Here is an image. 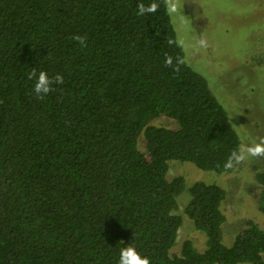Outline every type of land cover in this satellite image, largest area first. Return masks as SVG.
<instances>
[{
	"label": "trees",
	"instance_id": "16d2710c",
	"mask_svg": "<svg viewBox=\"0 0 264 264\" xmlns=\"http://www.w3.org/2000/svg\"><path fill=\"white\" fill-rule=\"evenodd\" d=\"M33 70L63 83L39 99ZM240 145L165 0H0V264H118L129 245L151 264H264V228L249 221L225 245L226 192L202 181L183 212L206 248L186 239L171 254L186 180L167 179L169 162L228 173ZM256 180L264 214V171Z\"/></svg>",
	"mask_w": 264,
	"mask_h": 264
},
{
	"label": "rangeland",
	"instance_id": "374dc122",
	"mask_svg": "<svg viewBox=\"0 0 264 264\" xmlns=\"http://www.w3.org/2000/svg\"><path fill=\"white\" fill-rule=\"evenodd\" d=\"M177 12L170 15L177 38L192 68L203 75L212 93L228 113L241 145L264 138V0H175ZM207 41L200 47L199 40ZM153 124L176 127L160 117ZM140 148L144 151L141 140ZM264 171V158H251L228 173L204 171L189 162H169L168 180L182 175L186 189L178 197L175 214L183 224L171 254H180L186 239L203 251L205 233L198 231L184 215L190 200L189 188L196 182L217 184L226 192L223 211V243L233 244L235 236L249 221L264 228L259 210L260 184L256 175Z\"/></svg>",
	"mask_w": 264,
	"mask_h": 264
},
{
	"label": "clouds",
	"instance_id": "9594fccd",
	"mask_svg": "<svg viewBox=\"0 0 264 264\" xmlns=\"http://www.w3.org/2000/svg\"><path fill=\"white\" fill-rule=\"evenodd\" d=\"M158 7V4L155 2H151L147 5L144 3H139L137 4V15L144 16L148 14H154L158 10ZM165 9L169 15L175 14L177 12V5L175 0H165ZM73 39L76 40L81 45V47L86 46L85 37L77 35L74 36ZM167 43L171 46L174 41L172 39H169ZM199 46L202 48L207 47V41L201 38L199 40ZM182 63V60L177 59V67H175L173 70L179 71V65ZM165 66H173V58L171 56L165 57ZM28 78L34 81L32 91L39 99H42L44 96L52 92L54 84L58 85L63 83L62 76L56 75L54 78H49L48 74L44 71H40L39 73H37L35 70H33L29 73ZM249 157L264 158V138L242 144L237 149L233 150L229 154L224 167L226 169H233L245 162V160ZM118 264H151V262L148 258L142 257L137 252L135 247L129 245L120 250Z\"/></svg>",
	"mask_w": 264,
	"mask_h": 264
}]
</instances>
